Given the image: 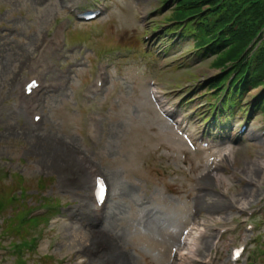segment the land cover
Returning <instances> with one entry per match:
<instances>
[{
    "label": "rangeland",
    "instance_id": "374dc122",
    "mask_svg": "<svg viewBox=\"0 0 264 264\" xmlns=\"http://www.w3.org/2000/svg\"><path fill=\"white\" fill-rule=\"evenodd\" d=\"M100 2L106 3L107 11L98 19L81 23L71 18L74 25L69 28L62 60L71 82L45 94V118L38 127L31 126L27 111L14 103L29 73L30 58L44 37L68 16V3L85 7ZM168 7L163 0H0V185H12L11 175L22 174L30 185L29 193L35 194L26 202L39 206L38 178L54 177L41 193L60 198L65 215L56 223L36 225L42 231L35 232L41 234L35 251L24 247L22 255H12L11 250L0 257V264H53V259L56 264H113L111 252L116 255L114 264H172L184 247L182 240L195 237L196 224L206 228L226 224L229 218H244L246 209L264 207V178L258 183L248 173L264 161V136H255L264 128V113L253 111L258 89L244 100L252 112L241 110L231 120L221 115L223 130L232 137L249 122L250 130L242 140L202 152L176 130L181 118L194 133L213 129L214 122L206 119L212 111L221 113L223 98H216V107L211 109L206 96L195 94L197 84L216 69L211 58L194 55L191 39L179 40L162 53L157 35L165 29L143 42L150 25L156 29L171 25L166 20ZM141 11L149 14V25L141 20ZM173 35L167 31L161 43ZM107 50L113 58L104 89L94 98H85L98 58ZM177 96L183 103L170 119L160 112V99ZM91 112L103 118L97 143L87 138ZM78 153L98 164L109 179L110 200L102 222L93 216L88 196L91 179ZM217 156L224 159L220 170L214 169ZM252 188L255 194L248 205H239L237 198ZM2 222L0 218V246L12 247L13 240L22 239L6 232ZM244 235L241 229L219 241L222 254L217 264L228 261L231 246ZM203 241L199 239L197 245L196 256L201 260L216 243ZM103 242L110 250L97 255ZM260 261L256 264H264V258Z\"/></svg>",
    "mask_w": 264,
    "mask_h": 264
},
{
    "label": "trees",
    "instance_id": "16d2710c",
    "mask_svg": "<svg viewBox=\"0 0 264 264\" xmlns=\"http://www.w3.org/2000/svg\"><path fill=\"white\" fill-rule=\"evenodd\" d=\"M174 8L169 20L183 19L190 14H201L195 29L187 27L184 35L194 38V47L203 57H211V65L217 70L209 80L207 89L211 97L227 91L231 106L225 108L237 113L244 109V97L253 89L256 95L257 110L264 111V0H172ZM207 9V10H206ZM236 19L229 25L231 20ZM226 27V28H225ZM225 28V29H224ZM259 50L253 57V40ZM202 86L203 84H199ZM199 86V89H200ZM13 184L0 185V216L16 208L5 222L9 227L18 224V214H22L26 203L21 199L13 200L11 193L22 186L28 188L24 178L14 177ZM45 186L44 182L40 187Z\"/></svg>",
    "mask_w": 264,
    "mask_h": 264
},
{
    "label": "bare ground",
    "instance_id": "6f19581e",
    "mask_svg": "<svg viewBox=\"0 0 264 264\" xmlns=\"http://www.w3.org/2000/svg\"><path fill=\"white\" fill-rule=\"evenodd\" d=\"M217 70H215L216 72ZM249 176L252 177V180L257 181L258 183H261L264 178V161H261V163L259 164L258 168H251L249 171ZM252 191L250 192V189L247 191L249 194L245 193L242 195V197L237 198V201L239 202V205L241 206H246L248 205V199L250 200L255 192H254V188L251 189ZM103 232H100V234H102ZM104 234V233H103ZM101 238V237H100ZM99 239V238H98ZM96 240V239H94ZM182 244L184 245V247L179 251L177 257L174 256L173 258V262L172 264H184V262L186 261L185 258L187 256V254L194 252V245H195V240L194 238H187L186 240H182ZM111 257L112 259H114L116 257V255L113 253H111ZM120 264H127V262H121Z\"/></svg>",
    "mask_w": 264,
    "mask_h": 264
},
{
    "label": "snow or ice",
    "instance_id": "6c2138e0",
    "mask_svg": "<svg viewBox=\"0 0 264 264\" xmlns=\"http://www.w3.org/2000/svg\"><path fill=\"white\" fill-rule=\"evenodd\" d=\"M99 183H101V184H102L103 182H102V181H100Z\"/></svg>",
    "mask_w": 264,
    "mask_h": 264
}]
</instances>
